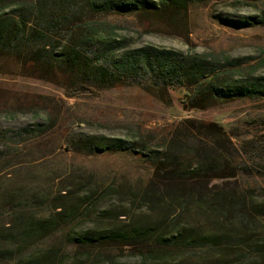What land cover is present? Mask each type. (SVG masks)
Wrapping results in <instances>:
<instances>
[{"label":"trees","instance_id":"obj_1","mask_svg":"<svg viewBox=\"0 0 264 264\" xmlns=\"http://www.w3.org/2000/svg\"><path fill=\"white\" fill-rule=\"evenodd\" d=\"M208 1L215 0H0V68L13 64L37 80H61L66 92L127 83L183 89L193 109L207 101L264 100V75L255 68L245 74L241 60L133 47V38L101 18L185 13ZM245 1L259 13L231 22L264 27V0ZM33 112L35 122L18 132L0 130V162L10 142L36 141L58 127L60 115ZM166 131L75 135L70 145L78 153L140 155L152 171L148 182L130 189L118 207H103L106 193L118 189L101 197L92 189L44 194L50 207L42 215L33 199L15 193L9 221L0 216V264H264L259 176L240 167L233 141L216 123L185 120ZM61 232L62 244L42 246Z\"/></svg>","mask_w":264,"mask_h":264},{"label":"rangeland","instance_id":"obj_2","mask_svg":"<svg viewBox=\"0 0 264 264\" xmlns=\"http://www.w3.org/2000/svg\"><path fill=\"white\" fill-rule=\"evenodd\" d=\"M258 13L252 1L215 0L193 4L185 13L101 18L116 25L120 35L133 38V47L154 45L185 53L220 54L241 60L245 74L255 68L257 75H264V27L234 24ZM63 87L61 80L34 79L13 64L0 68V130L14 134L22 124L34 123L33 109L61 117L58 127L44 138L8 144L9 156L0 162V216H6L4 222L10 219L8 205L17 203L15 193L33 199L31 205L40 215L50 207L42 201L44 194L55 199L67 192L83 195V189L98 190V197L118 189L106 193L103 207L120 206L130 189L148 182L150 166L133 153H78L71 140L80 133L114 138L146 136V131L163 134L185 120L221 126L236 147L240 167L247 166L259 176L258 191L264 195V100L207 101L193 109L191 97L183 89L162 92L136 83L91 92H66ZM3 110L8 114H2ZM63 240L61 232L42 246L62 244Z\"/></svg>","mask_w":264,"mask_h":264}]
</instances>
